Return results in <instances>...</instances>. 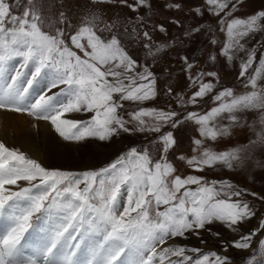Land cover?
Masks as SVG:
<instances>
[{
	"label": "snow or ice",
	"instance_id": "snow-or-ice-1",
	"mask_svg": "<svg viewBox=\"0 0 264 264\" xmlns=\"http://www.w3.org/2000/svg\"><path fill=\"white\" fill-rule=\"evenodd\" d=\"M119 2L133 12L151 8L150 0ZM244 2L203 0L195 12L203 15L206 6L220 18L226 34L220 55L227 64L239 60L237 80L246 91H217L218 74L201 73L192 81L196 90L187 100L178 97L177 104L202 107L210 97L214 106L181 113L141 106L158 95L156 74L148 65L138 70L141 65L114 33V25L101 26V19L90 14L69 31L72 21L66 10L53 23L39 0H0V110L45 121L63 141L85 146L90 141L103 146L121 133L158 134L160 145L158 158L148 149L132 147L102 168L70 171L45 167L0 141V264H235L215 250L187 248L177 238L199 236L214 223L235 233L258 212L246 197L264 202V196L228 181L178 175L169 154L179 149L180 134L191 123L198 132L192 154L176 157L191 171H238L252 160L264 167L255 159V153H264V51L257 58L255 45L248 46L255 34L264 33V10L236 17ZM166 7L179 10L182 5ZM140 35L152 40L149 31L135 39ZM142 46L149 55L162 50L150 43ZM204 76L215 83L205 82ZM89 113L87 119L74 118ZM245 127L252 132L249 147L207 146ZM261 232L264 218L258 229L239 235L230 246L246 251ZM255 242L259 253L253 250L247 264H254L257 254L264 259V237Z\"/></svg>",
	"mask_w": 264,
	"mask_h": 264
},
{
	"label": "rangeland",
	"instance_id": "rangeland-1",
	"mask_svg": "<svg viewBox=\"0 0 264 264\" xmlns=\"http://www.w3.org/2000/svg\"><path fill=\"white\" fill-rule=\"evenodd\" d=\"M128 2L134 3L135 0H128ZM174 2L180 3L182 7L179 10L166 7V5ZM39 3L53 23L58 18L59 12L66 10L68 18L72 21L69 31L79 27L81 21L90 14L101 19V26L103 24L114 25V33L120 36L121 40L125 42L129 54L141 65L138 70H142L144 65H148L150 70L156 74L158 95L154 100L144 102L142 107L175 110L181 113L191 110L207 111L214 106L210 97L202 102V107L193 108L191 105H187L184 108L177 104L178 97L183 96L187 100L191 96L192 92L196 90L192 81L201 78L200 74L206 72L218 74L217 91L225 87L233 88L236 94L246 91L240 85V81L237 80L239 60L233 64H227L224 57L220 55V48L226 39L225 32L221 30L223 25L220 23V18L209 14L206 6L202 8L203 15H197L195 12V8L203 4V0H150L151 8H140L136 12L122 5L119 0H116V3H112L110 0L96 3H92L91 0H39ZM261 10H264V0H245L234 15L246 18ZM221 15L223 16V14ZM231 18L228 17L229 20ZM160 25H163V31L160 30ZM59 26L62 27L63 25ZM133 29H136L135 33L132 32ZM197 29L199 30L197 31ZM144 31L150 32L151 41L144 40L142 35L139 39H135L137 34H142ZM103 35L107 37L109 33L105 32ZM213 40L216 43H213ZM144 43H150L153 49L162 47V50L155 55H149L142 46ZM252 45H255L257 58H259L260 52L264 51V33H257L249 39L248 46L251 47ZM78 54L80 53L78 52ZM183 57L188 58L187 63L192 65L191 68L187 67ZM202 79L205 82L212 80L215 83L212 77L204 76ZM169 88L172 89V94L168 93ZM19 114L18 116L27 122L25 129H19V136L13 137L15 134L11 132L8 134V131L4 135L3 127L0 126V141L10 148L12 147L6 141H14L18 146H23L24 142L31 144L36 149V153L29 154L26 150L24 152L48 168L70 171L102 168L132 147L148 149L156 158L159 155L160 145L155 138L158 134L121 133L119 137H114L111 142H106L103 146H99L97 141H90L85 146L84 144L63 141L47 122L36 121L26 113ZM90 115V113L74 114V118L87 119ZM247 119L251 122L254 117L249 115ZM179 138V149L175 153L169 154V159L177 169L176 174L181 176L201 175L207 181H228L241 189H247L248 192H255L264 196V167H256L254 160L248 161L246 168L238 171H229L217 167L196 173L191 171L184 161L176 158L178 155L190 156L192 154V140L198 138L196 126L187 123ZM251 138L252 132L245 127L235 129L230 137L221 141L208 142L207 146L212 147L213 150L245 149L249 147L248 142ZM241 155L244 153L241 152ZM255 159L264 164V153H255ZM246 198L255 203L258 212L253 219L244 222L237 232L234 233L225 226L214 223L208 226L209 231L201 230L199 236L187 234L186 239L177 238L176 242L187 248H200L203 252L215 250L222 255L231 257L235 264H247L245 258L251 257L253 250H257L259 253L255 241L264 237V232L255 238L252 247L246 251L232 249L230 241L237 239L241 234L259 228L260 220L264 218V202L251 196ZM217 232L220 233L219 236L215 235ZM201 241L205 242L202 243ZM222 246L228 247L229 251L222 252ZM254 264H264V259L257 254Z\"/></svg>",
	"mask_w": 264,
	"mask_h": 264
},
{
	"label": "bare ground",
	"instance_id": "bare-ground-1",
	"mask_svg": "<svg viewBox=\"0 0 264 264\" xmlns=\"http://www.w3.org/2000/svg\"><path fill=\"white\" fill-rule=\"evenodd\" d=\"M18 115H20V114L0 110V126L3 127L2 129H3L4 135H5V132L7 133V131H8V134H11V133L15 134L13 137H15L16 135L19 136V129H21V128L25 129V124L27 122H26V120H22V118H20V116H18ZM18 141H19V139H18ZM6 143L7 144L9 143L12 148H18L19 147L20 150H23V151L26 150L27 152H29V154L30 153H32V154L36 153V151H35L36 149L34 147H32L31 144H26L24 142L23 146H18V144L14 143V141L13 142L6 141ZM34 156L37 157V155H34Z\"/></svg>",
	"mask_w": 264,
	"mask_h": 264
}]
</instances>
